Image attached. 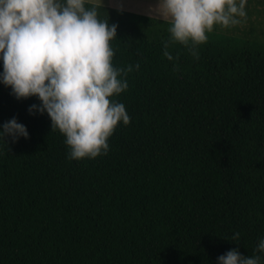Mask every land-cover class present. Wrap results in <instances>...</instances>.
<instances>
[{"label":"trees","instance_id":"1","mask_svg":"<svg viewBox=\"0 0 264 264\" xmlns=\"http://www.w3.org/2000/svg\"><path fill=\"white\" fill-rule=\"evenodd\" d=\"M98 11L118 25L113 67L133 66L109 98L130 123L106 155L71 160L47 112L29 113L38 97L0 81V131L15 118L29 133L0 138V264H219L237 248L264 264V0L206 33L198 60L178 42L164 56L167 22Z\"/></svg>","mask_w":264,"mask_h":264},{"label":"clouds","instance_id":"2","mask_svg":"<svg viewBox=\"0 0 264 264\" xmlns=\"http://www.w3.org/2000/svg\"><path fill=\"white\" fill-rule=\"evenodd\" d=\"M247 0H158L155 18L170 24L168 48L184 45L195 59L198 46L214 26L227 29L246 18ZM86 0H0V81L11 87L17 99L36 96L39 105L29 113L47 112L52 131L65 136L69 159H95L106 155L109 138L122 121L130 123L125 105L110 97L128 89L127 75L133 66L114 68L110 41L116 24L99 19V4L86 7ZM178 59V56L176 57ZM135 69L140 65L137 63ZM178 67V66H177ZM175 70V69H174ZM28 138L25 125L15 118L6 122L0 138ZM240 233L231 240L238 241ZM256 253H264V239ZM219 264H261V256H244L233 249L218 257Z\"/></svg>","mask_w":264,"mask_h":264},{"label":"crops","instance_id":"3","mask_svg":"<svg viewBox=\"0 0 264 264\" xmlns=\"http://www.w3.org/2000/svg\"><path fill=\"white\" fill-rule=\"evenodd\" d=\"M149 4H152V3L150 2V3H146L145 4V6L148 9H142L140 7H136V5L132 7L131 1H129V0H108V2H107L108 6H111V7H114V8L128 10V11L141 13V14H145V15H149V16L154 17L155 13L152 12V9L154 7H156V6H152V5H149Z\"/></svg>","mask_w":264,"mask_h":264},{"label":"rangeland","instance_id":"4","mask_svg":"<svg viewBox=\"0 0 264 264\" xmlns=\"http://www.w3.org/2000/svg\"><path fill=\"white\" fill-rule=\"evenodd\" d=\"M129 1H131L132 7L136 5V7H140L142 9H148L145 6L146 3H150L151 2L152 4H149V5H152V6H157V4H158V0H129ZM86 2H91V3H96V4L107 6L108 0H86ZM261 21L264 23V14L261 17ZM256 28H257V31H258V25L256 26Z\"/></svg>","mask_w":264,"mask_h":264}]
</instances>
